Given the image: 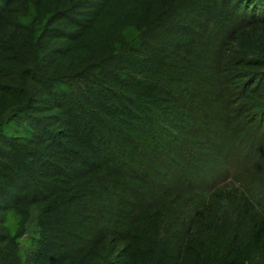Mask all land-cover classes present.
I'll return each instance as SVG.
<instances>
[{"label":"trees","instance_id":"trees-1","mask_svg":"<svg viewBox=\"0 0 264 264\" xmlns=\"http://www.w3.org/2000/svg\"><path fill=\"white\" fill-rule=\"evenodd\" d=\"M208 1V47L180 39L176 7L196 19ZM259 26L264 0H0V264H264ZM240 33L255 57L228 58ZM244 63V85L223 79ZM165 213L184 252L153 253Z\"/></svg>","mask_w":264,"mask_h":264},{"label":"rangeland","instance_id":"rangeland-1","mask_svg":"<svg viewBox=\"0 0 264 264\" xmlns=\"http://www.w3.org/2000/svg\"><path fill=\"white\" fill-rule=\"evenodd\" d=\"M234 5H235V2H234ZM205 7H206V10L201 11L202 13L199 14L200 16L197 15L196 19L192 15L191 16L188 15V13H187L188 7H186V6L176 7V10L174 11V15H173L174 22L177 23L179 21H182L184 24V28L188 29L191 33V36L186 37L187 35H185V37H183V38L179 37L180 39L184 40L185 38H188L189 40H193V39L195 40L197 38L198 42L201 43L202 45L203 44L206 46L208 45L209 39L207 36H204L203 33H204V29L206 28L207 23L211 22V24H213V22L211 21L209 15H207V12L210 10H212V11L217 10V9L220 10V5L219 4L215 5L213 1H208L205 4ZM111 8H112V6L109 8L108 13L110 12ZM237 11H239L238 7L235 8L234 10H232L231 11L232 13L230 11H228V12L230 14H236ZM239 15H241V11L239 12ZM193 30H196L197 33L194 34ZM258 30H259L258 34L261 33L264 35V27L263 26H259ZM240 34H242V35H238V36H240V39H238L236 42H233V40L230 41V52L228 54V58L236 59L239 56H241L243 53H246V52L250 54L249 55L250 57H255L256 50L259 48V46H257L258 35H252V40H251L250 34H249V37L244 36L243 33H240ZM154 35L156 37V43L161 44L163 47H166L171 42V34L166 30H164V31H163V29L159 30V32L157 34L154 33ZM175 37H177L176 34H175ZM180 39H178L177 42L180 44V46H182L181 45L182 42L180 41ZM209 49H211V48H209ZM245 65H246V63H244L243 65H240V66L234 65V67L232 69L233 70L232 73L234 74L235 77L232 76V73L226 72L223 75V79L226 80L227 78H231L230 80H236L237 85L239 87H241L242 85H244V83L246 82V79H247V75L245 73V71H246ZM255 100L264 102V99L263 100L252 99V100H250V102L255 101ZM258 112H255L253 114H256ZM216 117L218 119L221 118V117H218V115H216ZM222 124H224V126H225V123H222ZM212 125H214V124L212 123ZM214 128L219 129V134L221 135L220 139L218 141V144L215 148L217 155H219V154H221L220 150H223V151L226 150L225 148H226L227 144H223L225 141L224 133L226 131H225V127H224V129H222L221 126L218 127L217 125H214ZM219 144L221 145L220 148L218 146ZM227 154L229 155L228 159L231 162H237L240 164L238 167L235 178H228L229 181L235 183L236 185H239V183H246L249 180H251L252 176L250 174L252 172L248 171L246 169V166L244 164L240 163V161H239V157L243 155L242 146L237 147L236 149L233 148V149L229 150ZM223 163H224V160H222V167H223ZM237 163H236V166H237ZM163 164L168 165L169 162H163ZM169 165H171V164H169ZM154 166L157 167V164L151 163L149 165V167L151 169H153ZM218 167H219V164H218ZM149 173L152 174V172H149ZM171 179H172V183H173L174 179L173 178H171ZM193 179H194V177H193ZM219 184H221L220 186H222V187L224 185L222 182H219ZM176 210H177L176 205H173L172 209H169V211L171 213L175 212ZM160 216L162 218L161 221H160ZM175 217L176 216H174V219H175ZM156 220H157V222L154 224L155 232L152 236L153 245H154L153 253L157 252L158 248L160 246L164 245L166 242L169 244H172V246H176L177 250L180 249L184 252V249H182V248L183 247L185 248L186 245H181L177 241V238L175 235L176 234L175 232H177L175 230L176 223L175 224L171 223V221H170L171 219L167 220L166 213L160 214ZM134 221H140L138 214H134L132 219L127 220L126 223H128L129 225H135ZM242 227H243L242 224H240V223L236 224L234 217H232V215L228 214L224 220V226H222L221 228H224V230H229L231 232L232 229L242 228ZM27 239H28V237L25 236L24 240H23V243H25V245H24L25 248L27 247V245H26ZM220 239L221 238L212 239V240H210L211 242H209L207 245L210 248L211 247H218Z\"/></svg>","mask_w":264,"mask_h":264}]
</instances>
